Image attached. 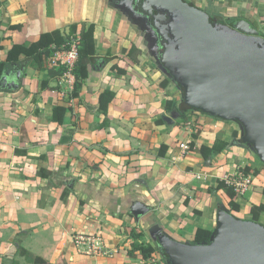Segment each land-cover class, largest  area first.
<instances>
[{
	"label": "crops",
	"instance_id": "0c3cea01",
	"mask_svg": "<svg viewBox=\"0 0 264 264\" xmlns=\"http://www.w3.org/2000/svg\"><path fill=\"white\" fill-rule=\"evenodd\" d=\"M186 1L264 34V0ZM136 3L0 0V63L15 45L29 47L54 31L68 34L73 25L79 32L83 23L95 25L97 57L76 98L74 72L55 54L42 68L8 67L12 81L23 72L19 89L0 88V264H35L37 257L51 264H163L158 252L147 259L129 252L135 244L155 246L149 233L157 228L183 243L199 229L214 232L218 209L230 210L231 199L210 189L227 176L253 181L245 197H236L240 211L232 215L253 220L252 207L264 205V164L241 142L238 123L198 111L172 119L168 103L179 105L182 90L166 81ZM105 91L115 94L107 114L100 110ZM58 107L65 109L62 123L54 120ZM203 146L215 147L206 158ZM135 203L149 211L134 216ZM76 233L103 234L111 257L83 255Z\"/></svg>",
	"mask_w": 264,
	"mask_h": 264
},
{
	"label": "water",
	"instance_id": "95a60500",
	"mask_svg": "<svg viewBox=\"0 0 264 264\" xmlns=\"http://www.w3.org/2000/svg\"><path fill=\"white\" fill-rule=\"evenodd\" d=\"M169 50L168 68L191 110L247 131L264 164V37L245 20L225 24L213 20L185 0H138ZM105 59L98 61L103 66ZM23 69L11 80L10 68L1 89H19ZM179 115L173 114L172 119ZM171 120V119H170ZM149 209L135 203L132 214ZM169 264H264V225L217 211L211 242L191 245L166 233L155 236Z\"/></svg>",
	"mask_w": 264,
	"mask_h": 264
},
{
	"label": "trees",
	"instance_id": "16d2710c",
	"mask_svg": "<svg viewBox=\"0 0 264 264\" xmlns=\"http://www.w3.org/2000/svg\"><path fill=\"white\" fill-rule=\"evenodd\" d=\"M186 1V0H185ZM192 4V3H190ZM140 3H136V6H134V11L143 14L140 9ZM194 5V4H192ZM209 16V15H208ZM210 17V16H209ZM213 20L225 23V24H231L232 22H226L225 20L218 18V17H211ZM145 20L148 22L150 35L152 38V52L154 54L156 62L160 65L162 70L165 72L168 80L167 82H170L172 80L175 84L176 78L171 74L168 64H169V50L167 49L163 38L159 32H157L153 26L150 24L148 17H145ZM78 25H73L69 29V33L65 34L61 31H54L51 33H45L41 35L40 39L31 44L29 47L22 46V45H15L12 50L9 52L8 57L5 62L0 63V80L2 76L5 74V72L8 70L9 65L13 64H27V65H36L39 68H42L45 64V62L56 53L54 49H60L61 46L65 48H69V43H71L73 40H75L77 37L80 40L79 45V59L76 64L75 69L73 70L74 75L76 77L75 82V90L73 92V97H78V90L82 87L83 81L87 79L89 75V66L93 65L97 59L96 52H95V25H87L83 23L81 25V29L78 32ZM261 35L264 37V34L261 33ZM1 48V47H0ZM62 49V47H61ZM134 50V48H133ZM23 57V58H22ZM65 70H62L61 72L64 73ZM119 73L125 74V71L119 69ZM50 74H52V71H50ZM54 74V73H53ZM163 84L164 86L167 84ZM178 86V84H177ZM183 94V92H182ZM115 94L111 91H105L100 96V110L107 114L109 105L114 100ZM174 104V105H173ZM168 103L167 110L170 113H175L179 115V118H183L185 114L188 111H196L191 110L190 107L187 105L184 94H183V100L178 105L176 103ZM65 114V109L58 107L55 109L54 112V120H57V122L62 123L63 122V115ZM163 123H166V121H163ZM239 124V123H238ZM240 125V124H239ZM242 127V125H240ZM244 134L242 138V143L244 146L249 148L254 153L256 152V149L251 143L249 142V137L247 134V131L242 127ZM214 148H208V147H202L201 152L203 156L206 158L209 154H211L214 151ZM245 174H248L250 172V168L246 167L244 170ZM43 176L42 172H39ZM254 175H258V171H254ZM219 190H224L229 198L230 201V210H228L229 213L232 214V212H239L240 206L236 203V193L234 189L227 186L224 181H218V184L216 187H212L210 189L211 193H215ZM264 194V190H263ZM224 208V207H222ZM251 213L253 215V221L260 223L264 225V222H262V215H264V205L260 206H253ZM164 233L162 229L157 228L153 231L154 236ZM214 232L206 231L199 229L196 233L195 239L190 242L191 245H206L211 242V239L213 237ZM138 236V235H137ZM154 244L155 246L148 245L145 246L144 244L134 245L133 250L129 252L130 256H134V252L141 251L143 257L145 259L151 258L152 255L156 252H158L162 257L163 264H169L168 259L162 249L159 247L158 242L156 238H154ZM35 264H51L47 262L46 260L37 257L35 259Z\"/></svg>",
	"mask_w": 264,
	"mask_h": 264
},
{
	"label": "built area",
	"instance_id": "2783aa9c",
	"mask_svg": "<svg viewBox=\"0 0 264 264\" xmlns=\"http://www.w3.org/2000/svg\"><path fill=\"white\" fill-rule=\"evenodd\" d=\"M80 40L77 37L71 43L69 48H62L55 53V61L67 68L68 71H73L79 59ZM180 148L184 151H189L190 146L187 143H182ZM227 186L234 189L237 198H242L251 190L253 181L249 176L243 174L227 176L224 179ZM73 241L77 249L88 257H111L112 253L108 247L105 237L101 233L73 235Z\"/></svg>",
	"mask_w": 264,
	"mask_h": 264
},
{
	"label": "rangeland",
	"instance_id": "374dc122",
	"mask_svg": "<svg viewBox=\"0 0 264 264\" xmlns=\"http://www.w3.org/2000/svg\"><path fill=\"white\" fill-rule=\"evenodd\" d=\"M147 42H146V44L148 43L149 44V38L147 37V40H146ZM148 53H149V49H148V51H147ZM148 56H150V53L148 54ZM151 57V56H150ZM149 238H150V241L151 242H154V234L153 233H151V231H150V233H149Z\"/></svg>",
	"mask_w": 264,
	"mask_h": 264
},
{
	"label": "flooded vegetation",
	"instance_id": "af4514ba",
	"mask_svg": "<svg viewBox=\"0 0 264 264\" xmlns=\"http://www.w3.org/2000/svg\"><path fill=\"white\" fill-rule=\"evenodd\" d=\"M128 1H134V2H138V0H128ZM150 24H151V21L149 20ZM152 25V24H151Z\"/></svg>",
	"mask_w": 264,
	"mask_h": 264
}]
</instances>
